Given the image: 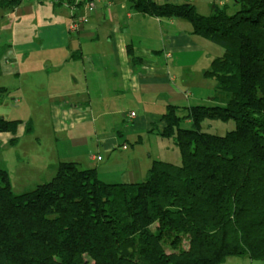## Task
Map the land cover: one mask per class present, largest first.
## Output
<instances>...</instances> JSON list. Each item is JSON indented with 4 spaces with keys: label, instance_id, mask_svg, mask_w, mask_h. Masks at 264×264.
I'll return each instance as SVG.
<instances>
[{
    "label": "trees",
    "instance_id": "16d2710c",
    "mask_svg": "<svg viewBox=\"0 0 264 264\" xmlns=\"http://www.w3.org/2000/svg\"><path fill=\"white\" fill-rule=\"evenodd\" d=\"M131 2L142 14L186 20L190 35L222 48L204 72L216 81L210 105L169 106L160 133L180 163L155 160L140 182L107 183L59 161L48 181L16 193L0 168V264L264 261V0H235L234 14L214 0L209 15L190 1ZM206 119L235 127L209 133ZM19 123L0 117V133Z\"/></svg>",
    "mask_w": 264,
    "mask_h": 264
},
{
    "label": "crops",
    "instance_id": "0c3cea01",
    "mask_svg": "<svg viewBox=\"0 0 264 264\" xmlns=\"http://www.w3.org/2000/svg\"><path fill=\"white\" fill-rule=\"evenodd\" d=\"M93 1L89 12L60 0L0 6V35H7L0 42L5 45L0 74L16 81L17 104L37 115L47 111L49 138L56 146L30 190L46 181L45 174L52 177L59 161L93 168L107 183L139 182L157 160L144 138L169 147L160 133L169 106L211 101L216 81L204 72L222 55L220 46L190 35L186 20L142 14L131 0ZM78 16L85 22L70 30ZM222 264L264 261L234 256Z\"/></svg>",
    "mask_w": 264,
    "mask_h": 264
},
{
    "label": "rangeland",
    "instance_id": "374dc122",
    "mask_svg": "<svg viewBox=\"0 0 264 264\" xmlns=\"http://www.w3.org/2000/svg\"><path fill=\"white\" fill-rule=\"evenodd\" d=\"M222 1L227 5V12L229 14H234L239 9L234 3L235 0ZM213 2L214 0H194V2L192 1L191 3L194 5L196 4L195 7L200 14L209 15L212 12L210 5ZM5 39H7L6 34L0 35V42H4ZM213 46L220 48L215 44ZM4 47L5 45H0V49ZM200 64L201 62L199 65ZM8 77L10 76L0 74V87H4V91L0 92V117L6 120H19L21 123L18 124L19 129L16 133H0V168L6 169L9 172L13 187L15 188L13 191L21 193L27 188V190H30L29 186L41 176L39 172L47 169V165L55 154L51 152L56 149V146L53 140L49 138V125L47 124L48 115L46 114V109L43 108L42 111L46 112L37 115L32 109L28 108L27 105L23 106V104H17L16 102L21 93L17 87L16 81L12 80V77L7 80ZM26 90L32 91L31 84L26 83ZM206 103L208 102H204L202 105ZM202 124L203 131L217 135H224L235 127V123L232 119L226 122L206 119ZM184 125L186 126V124ZM13 138H16V140ZM148 140L149 138H144L146 149H153L152 154L155 159L172 162L174 164L180 163L179 151L174 146L171 139H167L170 143L168 148L164 147L166 141H164V145H162V143L160 146H153L152 143H148ZM58 149L62 151L65 148ZM50 178L51 176L45 174L46 181ZM140 181L142 180H139V182Z\"/></svg>",
    "mask_w": 264,
    "mask_h": 264
},
{
    "label": "built area",
    "instance_id": "2783aa9c",
    "mask_svg": "<svg viewBox=\"0 0 264 264\" xmlns=\"http://www.w3.org/2000/svg\"><path fill=\"white\" fill-rule=\"evenodd\" d=\"M54 1H57V0H54ZM60 1L67 4L72 9H74L78 5H83L87 9L88 12L93 11L95 8V4L93 0H60ZM85 19H86L85 16L73 17L69 25L70 30H76L77 27L81 23L85 22ZM131 115L133 116L134 114L131 113Z\"/></svg>",
    "mask_w": 264,
    "mask_h": 264
}]
</instances>
